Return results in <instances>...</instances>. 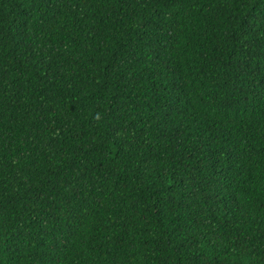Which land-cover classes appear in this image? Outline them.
Instances as JSON below:
<instances>
[{
    "label": "trees",
    "instance_id": "obj_1",
    "mask_svg": "<svg viewBox=\"0 0 264 264\" xmlns=\"http://www.w3.org/2000/svg\"><path fill=\"white\" fill-rule=\"evenodd\" d=\"M0 264H264V0H0Z\"/></svg>",
    "mask_w": 264,
    "mask_h": 264
}]
</instances>
